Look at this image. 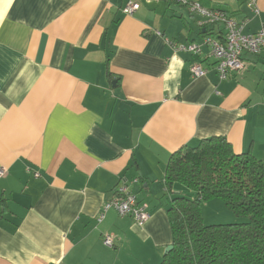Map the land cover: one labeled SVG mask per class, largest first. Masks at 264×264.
I'll return each mask as SVG.
<instances>
[{
	"label": "crops",
	"instance_id": "obj_1",
	"mask_svg": "<svg viewBox=\"0 0 264 264\" xmlns=\"http://www.w3.org/2000/svg\"><path fill=\"white\" fill-rule=\"evenodd\" d=\"M127 1L0 0V264H159L172 153L222 136L264 165V51L220 79L209 47L166 40L220 39L221 25L176 0H133L128 15ZM189 1L248 20L246 34L264 25V0L257 13L248 0ZM193 64L207 73L193 78ZM121 179L146 204L141 227L113 209L96 221Z\"/></svg>",
	"mask_w": 264,
	"mask_h": 264
},
{
	"label": "trees",
	"instance_id": "obj_2",
	"mask_svg": "<svg viewBox=\"0 0 264 264\" xmlns=\"http://www.w3.org/2000/svg\"><path fill=\"white\" fill-rule=\"evenodd\" d=\"M172 249L159 264H264V165L222 136L172 153L164 171ZM178 184L184 191L175 193ZM219 199L246 222L207 225L202 205Z\"/></svg>",
	"mask_w": 264,
	"mask_h": 264
},
{
	"label": "built area",
	"instance_id": "obj_3",
	"mask_svg": "<svg viewBox=\"0 0 264 264\" xmlns=\"http://www.w3.org/2000/svg\"><path fill=\"white\" fill-rule=\"evenodd\" d=\"M183 6H186L190 12L199 16V25L206 27L208 25H221L222 38L213 36H204L201 42L179 43L166 40V43L174 52H188L192 54H201L204 46L209 47L210 55L215 61V69L220 79H225L231 72H239L246 68V63L242 59L243 53L258 54L264 51V25L253 34L244 33V28L248 20L236 21L229 17L224 11L211 9L202 6L197 1L176 0ZM256 0H248L249 6L254 12H258L254 6ZM139 8V3L129 0L124 5L122 11L125 14H132ZM208 69L201 64H193L190 67V74L193 78L202 77ZM7 169L0 166V178L5 176ZM35 177L38 173H34ZM118 184L104 201L102 208L96 218L100 222L105 213L113 209L120 216L131 217L138 226H143L150 214L146 209V204L138 202L136 195L130 190L126 180ZM137 182L138 179H134ZM103 245L109 248L114 247V238L111 235H104Z\"/></svg>",
	"mask_w": 264,
	"mask_h": 264
},
{
	"label": "rangeland",
	"instance_id": "obj_4",
	"mask_svg": "<svg viewBox=\"0 0 264 264\" xmlns=\"http://www.w3.org/2000/svg\"><path fill=\"white\" fill-rule=\"evenodd\" d=\"M202 205V218L203 223L207 225H216V224H231L246 222L247 216L242 214H235L219 199H213ZM229 215V216H228Z\"/></svg>",
	"mask_w": 264,
	"mask_h": 264
},
{
	"label": "water",
	"instance_id": "obj_5",
	"mask_svg": "<svg viewBox=\"0 0 264 264\" xmlns=\"http://www.w3.org/2000/svg\"><path fill=\"white\" fill-rule=\"evenodd\" d=\"M171 249H172V245H168V246L165 248V253L169 252Z\"/></svg>",
	"mask_w": 264,
	"mask_h": 264
}]
</instances>
